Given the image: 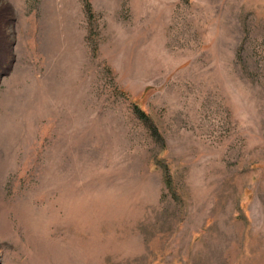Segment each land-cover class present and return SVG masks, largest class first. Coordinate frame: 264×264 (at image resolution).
Returning <instances> with one entry per match:
<instances>
[{
  "label": "rangeland",
  "instance_id": "1",
  "mask_svg": "<svg viewBox=\"0 0 264 264\" xmlns=\"http://www.w3.org/2000/svg\"><path fill=\"white\" fill-rule=\"evenodd\" d=\"M0 264H264V0H0Z\"/></svg>",
  "mask_w": 264,
  "mask_h": 264
},
{
  "label": "trees",
  "instance_id": "2",
  "mask_svg": "<svg viewBox=\"0 0 264 264\" xmlns=\"http://www.w3.org/2000/svg\"><path fill=\"white\" fill-rule=\"evenodd\" d=\"M134 109H136V112L138 113V115L144 120V121H147V116L139 110V107L138 106H134Z\"/></svg>",
  "mask_w": 264,
  "mask_h": 264
}]
</instances>
